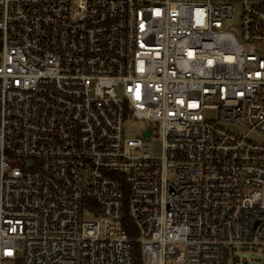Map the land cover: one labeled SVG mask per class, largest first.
I'll return each mask as SVG.
<instances>
[{
    "label": "built area",
    "instance_id": "2783aa9c",
    "mask_svg": "<svg viewBox=\"0 0 264 264\" xmlns=\"http://www.w3.org/2000/svg\"><path fill=\"white\" fill-rule=\"evenodd\" d=\"M0 32V264L264 247V0H0Z\"/></svg>",
    "mask_w": 264,
    "mask_h": 264
},
{
    "label": "rangeland",
    "instance_id": "374dc122",
    "mask_svg": "<svg viewBox=\"0 0 264 264\" xmlns=\"http://www.w3.org/2000/svg\"><path fill=\"white\" fill-rule=\"evenodd\" d=\"M240 5L236 4V13L234 18L228 23V28L232 30L237 36H240ZM262 51L264 52V46L262 47ZM143 125V124H142ZM141 125V126H142ZM139 126V129L141 128ZM224 126L228 129L234 130L237 133L243 134L249 131V126L243 122H227ZM130 136H138L139 131L129 133ZM250 136L256 140H260L264 142V133L260 132L259 130H252L250 131ZM153 141V154H159L160 149V142L156 139H152ZM228 263L229 264H264V247H236L233 249H229L228 252Z\"/></svg>",
    "mask_w": 264,
    "mask_h": 264
},
{
    "label": "trees",
    "instance_id": "16d2710c",
    "mask_svg": "<svg viewBox=\"0 0 264 264\" xmlns=\"http://www.w3.org/2000/svg\"><path fill=\"white\" fill-rule=\"evenodd\" d=\"M0 48H1V32H0ZM123 222H124V227L126 228L128 233L130 235H134L136 233V230L127 215H124ZM133 252H134V257H135V264H139L140 248H139L138 242H134Z\"/></svg>",
    "mask_w": 264,
    "mask_h": 264
},
{
    "label": "water",
    "instance_id": "95a60500",
    "mask_svg": "<svg viewBox=\"0 0 264 264\" xmlns=\"http://www.w3.org/2000/svg\"><path fill=\"white\" fill-rule=\"evenodd\" d=\"M150 132H151V130L149 129V130L146 131V134L149 135Z\"/></svg>",
    "mask_w": 264,
    "mask_h": 264
}]
</instances>
